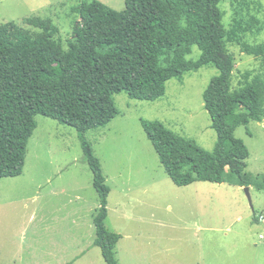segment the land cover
Returning <instances> with one entry per match:
<instances>
[{
  "label": "rangeland",
  "instance_id": "1",
  "mask_svg": "<svg viewBox=\"0 0 264 264\" xmlns=\"http://www.w3.org/2000/svg\"><path fill=\"white\" fill-rule=\"evenodd\" d=\"M99 1L115 10L125 6L124 0ZM81 2L0 0V24L14 21L39 33L42 29L26 19L41 20L57 29L53 38L66 49L79 20L73 7ZM219 8L228 29L234 19L243 26L248 21L244 40L264 42V0H221ZM229 50L235 58L234 85L242 72L261 68L263 59L244 54L239 44H229ZM199 54L194 45L186 57L196 60ZM217 74L208 64L181 81L170 79L165 95L153 101L115 93L119 113L85 133L110 188L104 223L121 235L118 264H264V220L259 221L264 215V117L247 125L239 124L243 112L235 117L234 136L249 152L245 171L256 177L251 203L243 187L230 182L174 184L140 123L141 118L159 120L210 150L217 136L202 92ZM35 119L22 173L0 178V264H104L93 245L98 197L77 132L43 115Z\"/></svg>",
  "mask_w": 264,
  "mask_h": 264
},
{
  "label": "trees",
  "instance_id": "2",
  "mask_svg": "<svg viewBox=\"0 0 264 264\" xmlns=\"http://www.w3.org/2000/svg\"><path fill=\"white\" fill-rule=\"evenodd\" d=\"M124 1L121 10L99 0L74 6L79 20L66 49L53 38L57 29L41 20L26 19L42 29L39 33L14 21L0 24V178L22 173L36 115L73 127L98 197L93 245L104 264H118L121 235L105 226L110 188L85 133L106 126L119 113L113 94L153 101L165 95L168 80L181 81L187 72L208 64L217 68L202 92L217 136L210 150L159 120L140 119L159 162L177 186L196 181L252 186L256 177L245 171L249 152L234 136L235 117L243 112L239 124L244 125L264 117V42L244 40L250 22L243 26L234 19L228 29L221 0ZM231 43L263 59L260 69L242 72L236 85ZM194 45L199 57L187 59Z\"/></svg>",
  "mask_w": 264,
  "mask_h": 264
},
{
  "label": "water",
  "instance_id": "3",
  "mask_svg": "<svg viewBox=\"0 0 264 264\" xmlns=\"http://www.w3.org/2000/svg\"><path fill=\"white\" fill-rule=\"evenodd\" d=\"M243 189H244V192L246 193V196H247L249 202L251 203V197H250V192H249V186H244Z\"/></svg>",
  "mask_w": 264,
  "mask_h": 264
},
{
  "label": "built area",
  "instance_id": "4",
  "mask_svg": "<svg viewBox=\"0 0 264 264\" xmlns=\"http://www.w3.org/2000/svg\"><path fill=\"white\" fill-rule=\"evenodd\" d=\"M259 220L263 221L264 220V216L263 215H259Z\"/></svg>",
  "mask_w": 264,
  "mask_h": 264
},
{
  "label": "crops",
  "instance_id": "5",
  "mask_svg": "<svg viewBox=\"0 0 264 264\" xmlns=\"http://www.w3.org/2000/svg\"><path fill=\"white\" fill-rule=\"evenodd\" d=\"M240 188H242L243 186H239ZM251 186H249V189H250Z\"/></svg>",
  "mask_w": 264,
  "mask_h": 264
}]
</instances>
